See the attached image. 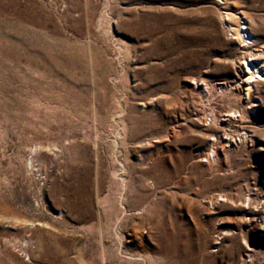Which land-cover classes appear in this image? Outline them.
Wrapping results in <instances>:
<instances>
[{"label": "rangeland", "instance_id": "rangeland-1", "mask_svg": "<svg viewBox=\"0 0 264 264\" xmlns=\"http://www.w3.org/2000/svg\"><path fill=\"white\" fill-rule=\"evenodd\" d=\"M263 47L264 0H0V264H264Z\"/></svg>", "mask_w": 264, "mask_h": 264}, {"label": "bare ground", "instance_id": "bare-ground-1", "mask_svg": "<svg viewBox=\"0 0 264 264\" xmlns=\"http://www.w3.org/2000/svg\"><path fill=\"white\" fill-rule=\"evenodd\" d=\"M224 25L225 29L234 35V29L229 21V16L227 14L224 15ZM240 34V38L246 41L251 42L252 37L249 35V33L246 31H239L238 35ZM264 49V47H263ZM251 62H248L243 56L238 58V70L243 78V85L245 86V93L248 90L249 86L251 85V82H256V79L261 78V72H264V61L258 62V64H254ZM206 87V85L204 86ZM214 153V152H213ZM10 255V254H9Z\"/></svg>", "mask_w": 264, "mask_h": 264}]
</instances>
